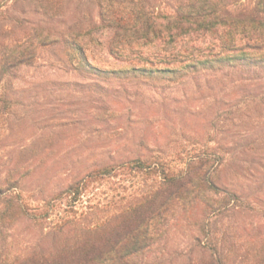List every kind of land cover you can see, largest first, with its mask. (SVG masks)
Listing matches in <instances>:
<instances>
[{"label": "trees", "instance_id": "trees-1", "mask_svg": "<svg viewBox=\"0 0 264 264\" xmlns=\"http://www.w3.org/2000/svg\"><path fill=\"white\" fill-rule=\"evenodd\" d=\"M32 1L36 9L52 14L57 3ZM139 1H96L99 21L112 31L107 51L126 66L93 63L77 29L52 38V29L38 24L13 38L9 34L14 29L7 25L9 36H0V84L12 71L30 65L38 47L58 42L64 62L91 76L93 86L139 79L175 84L196 78L208 89L216 86L215 95L227 108L204 122V134L196 129L184 133L185 141L216 140L210 133L228 116L247 124L251 135L229 148L217 140L204 149L149 147L119 156L35 205L4 195L0 264H264V242L243 248L219 226L231 195L243 191L229 187L221 173L232 161L249 168L264 162V0H173L163 23ZM145 45L158 49L143 50ZM6 108L0 94V118ZM115 112L103 107L94 120L108 124ZM131 173L150 177V188L121 205L83 199L95 183ZM198 208L200 215L194 212ZM17 223L24 228L15 229ZM178 224L188 228L187 240L169 245Z\"/></svg>", "mask_w": 264, "mask_h": 264}, {"label": "rangeland", "instance_id": "rangeland-1", "mask_svg": "<svg viewBox=\"0 0 264 264\" xmlns=\"http://www.w3.org/2000/svg\"><path fill=\"white\" fill-rule=\"evenodd\" d=\"M96 1L57 0L52 14L36 9L32 0H0V36L16 38L38 24L49 26L52 38L77 29L93 63L101 67L126 66L107 51L112 31L99 21ZM141 1L159 23L165 21L174 3ZM7 25L14 29L9 35L4 31ZM141 48L158 49V46ZM36 55L30 65L12 71L0 84V94L7 101L0 118V204L4 195H17L35 205L93 167L129 153L144 152L149 147L204 149L206 144L216 145L219 140L229 148L244 144L251 135L247 124L228 116L221 127L214 124L216 133L210 134L215 143L184 140V133L194 129L204 134V122L227 108L218 101L221 96L215 95L218 88H206L202 79L175 84L139 79L93 86L91 76L69 68L64 62L65 52L58 42L38 47ZM103 107L116 110L115 119L108 124L94 120ZM116 125L122 128L116 129ZM258 131L254 129L253 133ZM229 164L221 173L222 178L230 181L229 187L243 191L231 195L230 209L219 226L227 228L230 238L243 248L261 244L264 162L251 168L237 161ZM236 171L239 175H235ZM151 184L150 177L119 174L95 183V188L84 194L83 199H90L91 203L98 199L116 201L121 205L130 196L147 191ZM194 212L201 214L199 208ZM23 228L22 223L15 226L17 230ZM171 232L169 245L186 242L187 227L178 224Z\"/></svg>", "mask_w": 264, "mask_h": 264}]
</instances>
